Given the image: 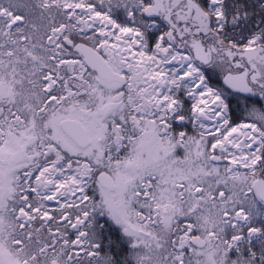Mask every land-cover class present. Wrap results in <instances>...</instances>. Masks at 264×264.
<instances>
[{
  "label": "snow or ice",
  "instance_id": "6c2138e0",
  "mask_svg": "<svg viewBox=\"0 0 264 264\" xmlns=\"http://www.w3.org/2000/svg\"><path fill=\"white\" fill-rule=\"evenodd\" d=\"M0 264H264V0H0Z\"/></svg>",
  "mask_w": 264,
  "mask_h": 264
}]
</instances>
